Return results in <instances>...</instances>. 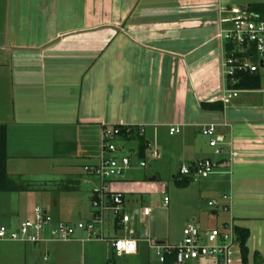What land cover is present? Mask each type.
I'll return each instance as SVG.
<instances>
[{
    "label": "crops",
    "instance_id": "1",
    "mask_svg": "<svg viewBox=\"0 0 264 264\" xmlns=\"http://www.w3.org/2000/svg\"><path fill=\"white\" fill-rule=\"evenodd\" d=\"M263 2L0 0V123L7 125V170L19 186L3 192L26 191L23 178L49 173L51 188H38L42 207L56 221L77 222L71 216L74 209L90 220L94 208L88 186L98 181L85 166L98 160L103 124L144 125L147 147L159 143L161 156L170 159L175 153L180 162L177 171H172L176 192L164 195L170 198L167 207L177 199L186 200L185 226L194 221L202 228L219 227L205 225L200 200L204 191L215 188L230 193L231 208L220 207L212 214L227 212L222 225L232 220L248 228L249 250L262 257L257 264H264V102L259 95L264 89L242 90L221 112L204 111L200 106L201 102L220 101L224 87L221 50L214 39L218 4L248 8ZM258 14L264 18V11ZM209 122L218 125L220 155L214 154L201 132ZM174 124L182 125L178 136L168 131V139L162 140L163 131ZM124 145L121 153L139 158L137 140L124 141ZM206 157L215 163L214 173L207 177L212 180L194 192L190 188L200 176L195 170L183 175L180 169ZM186 178L190 183L180 185L179 180ZM134 183L130 176L112 183L114 191L124 194L123 210L131 218L127 226L112 219L114 230L108 236L141 239L155 235L157 241L167 242L154 216L134 215V209L147 206H138L134 196H127L128 191L138 193ZM79 200L84 201L82 205ZM27 213L32 215L33 209ZM2 219L13 226L8 210L0 211V223ZM21 244H26L24 264H39L33 245H41ZM83 245L80 241L59 243L51 249L42 245L45 255L49 254L44 260L49 261L53 253L55 264H61L64 254L70 256ZM11 246L0 244V249H15ZM114 255L113 247L103 253L106 264H111Z\"/></svg>",
    "mask_w": 264,
    "mask_h": 264
},
{
    "label": "built area",
    "instance_id": "2",
    "mask_svg": "<svg viewBox=\"0 0 264 264\" xmlns=\"http://www.w3.org/2000/svg\"><path fill=\"white\" fill-rule=\"evenodd\" d=\"M232 1V0H227ZM218 26L214 39L218 41L221 50V69L224 79L223 92L219 99L226 105L232 99L239 96L242 91L234 85L239 76L244 73L258 72L264 66V18L251 12L247 7L235 4L223 6L218 4ZM227 124V123H225ZM122 127L130 132L133 127L139 129L140 135L145 134V126L118 123L115 125L103 124L100 136L101 150L97 162L85 166V171L97 179L90 191V201L94 208L93 217L87 221L70 222L56 221L54 216L41 206H36L30 218L19 225L10 226L0 223V242L32 243L36 245H48L80 241H110L115 253L121 255L136 254L139 249V241H146L156 256L165 263L167 255L175 258V264H184L202 258L215 260L216 264H230V250L238 244L236 225L231 220L222 227L202 228L196 222H189L182 232V240L178 244L168 242L161 243L152 235H144L141 239L126 235L109 237L106 234L107 213L112 212L114 223L127 226L130 215L123 210L124 194L114 191V180L125 178L126 171L132 167L133 157L129 153H121L125 148L121 138ZM216 123H207L202 126L201 132L209 140V146L213 148L215 155H220L223 149L219 143V133ZM182 125H170L171 135L180 133ZM149 147H152L149 145ZM137 153V152H136ZM235 154V153H234ZM137 156V155H136ZM161 156L157 146L151 152L152 159ZM140 166H146L145 159L138 158ZM196 171V175L207 178L215 171V163L212 158L206 157L196 161L194 165H182L180 172L190 175ZM225 208L230 209L232 196L226 193L220 199L214 198L208 201L211 207L221 203H227ZM170 198L164 196L161 201L163 207H167ZM134 215L138 217H150L153 208L143 206L134 209ZM118 221V222H117ZM84 235L79 236V232ZM49 254L45 255V259Z\"/></svg>",
    "mask_w": 264,
    "mask_h": 264
},
{
    "label": "rangeland",
    "instance_id": "3",
    "mask_svg": "<svg viewBox=\"0 0 264 264\" xmlns=\"http://www.w3.org/2000/svg\"><path fill=\"white\" fill-rule=\"evenodd\" d=\"M217 45V43H215ZM260 74L262 75V89H264V67H261L259 70ZM260 98L264 102V91L260 92ZM210 123V122H209ZM169 128L166 131H163V137L168 139ZM178 134H176V137ZM162 145L158 143V149L162 150ZM154 149V145L152 147L146 148L145 154V161L147 163L146 166L139 165V159H134V166L126 171L125 177H131L132 181L136 182L134 192L128 191L127 196L136 198V204L138 206L147 205L153 208L152 216L156 219L157 227L160 230V235L166 234L167 235V242L171 244H178L182 240V232L185 224L186 214L188 212L189 203L186 200L177 199L174 206L171 204L170 207H162L160 205V201L163 200L164 195L167 194H175V185L176 179L173 177L172 171H177L179 167V161L177 155L172 153V158L166 157L162 154L159 159H152L151 152ZM126 152H129L128 146L126 145ZM161 152V151H160ZM130 154V153H129ZM134 157V156H132ZM59 168V167H58ZM56 170H59V169ZM37 174V173H36ZM51 175L49 173H39L37 175H27L29 179L23 178L21 184H27L28 190L26 191H15V192H0V211H9L12 213V221L11 225L16 226L19 225L22 221L30 218L32 215L28 214L27 211L33 209L40 205L43 206V199L41 196V190L38 188L48 185V188H51ZM37 176V177H36ZM156 178V179H155ZM181 179L180 175L177 177ZM34 180V181H33ZM212 178H203L200 177L197 179V182L193 183L192 189L196 192L197 186L201 184H206L210 182ZM124 182V181H123ZM89 189L93 187V185L88 186ZM195 188V189H194ZM85 189V190H84ZM217 189V190H216ZM82 193H85L86 187L82 186ZM81 190V191H82ZM190 190V191H192ZM215 191H204L202 194L201 209H202V216L205 222V225L214 227L219 226L222 227V221L228 218L227 212H222L223 214H219L218 216L212 214V210L218 209L221 207L224 208L227 203H221L218 206L211 207L208 205L209 198H217L220 199L222 197V190L219 188H215ZM178 191V190H177ZM227 195H231L230 193H226ZM204 198V199H203ZM84 202V201H83ZM79 200V203H82ZM92 205V204H91ZM223 205V206H222ZM174 209L173 211L171 209ZM71 216L78 220L87 219L85 217H81L79 213L74 209L72 210ZM109 221L106 223V234L108 235V231L112 232L114 230V223H113V213H107ZM3 224L9 223V220L2 219ZM8 225V224H7ZM149 223H145V227H148ZM222 225V226H221ZM123 229H119L118 232H123ZM162 230V231H161ZM79 236L84 235V232H79ZM113 234V233H112ZM124 234V233H123ZM153 238L157 240V237L154 235ZM97 247L90 248L93 243H98ZM88 241L84 243V247L80 249L74 250V252L68 255H63V259L66 260V256H68V260L64 261L61 259V264H106L107 260L103 256L108 250H111L112 243L110 241ZM63 243V242H62ZM0 244H9L12 245L11 247H15V249L8 248L7 250L0 249V264H24L23 257L25 252V245L21 244L20 242H13V243H4L0 242ZM36 245V244H35ZM54 245H59V243H51L48 244V247L51 249ZM80 245H82L80 243ZM36 252V258L39 260V264H55V254L52 253L50 256L49 261L44 260L45 255V246H34ZM249 248V247H248ZM102 254V255H101ZM264 254H262L263 256ZM113 259L111 260V264H164L162 263L159 258L156 256L155 250L151 249L149 244L144 242H139V249L136 254L132 255H114L112 256ZM262 257L258 252L251 253L250 250L248 251L247 261L241 255L240 244H235L230 250V264H257ZM54 262V263H53ZM191 262V261H189ZM187 264H193L188 263ZM184 263V264H186ZM56 264H60L56 261ZM195 264H211V262L201 259L198 263Z\"/></svg>",
    "mask_w": 264,
    "mask_h": 264
},
{
    "label": "trees",
    "instance_id": "4",
    "mask_svg": "<svg viewBox=\"0 0 264 264\" xmlns=\"http://www.w3.org/2000/svg\"><path fill=\"white\" fill-rule=\"evenodd\" d=\"M248 9L253 13H261L264 11V2L252 4ZM234 87L245 90V89H261L262 88V75L260 72L254 73H244L239 76L238 82ZM201 108L204 111H217L221 112L224 110V103L222 101L216 102H201ZM121 138L125 141L137 140L138 141V156L144 159L146 154L147 142L144 135H140L139 129L133 127L130 132L126 131L125 127H122ZM8 152H7V125L0 123V192L3 191H13L19 189V186L11 179L8 170ZM191 179L186 178L184 180H179V184L182 186H187ZM118 222V221H117ZM236 233L238 237V243L240 244L241 255L245 261H247L248 255V239L250 237V231L246 227L236 226ZM164 264H175V258L172 255H167Z\"/></svg>",
    "mask_w": 264,
    "mask_h": 264
},
{
    "label": "water",
    "instance_id": "5",
    "mask_svg": "<svg viewBox=\"0 0 264 264\" xmlns=\"http://www.w3.org/2000/svg\"><path fill=\"white\" fill-rule=\"evenodd\" d=\"M262 67H264V66H262Z\"/></svg>",
    "mask_w": 264,
    "mask_h": 264
}]
</instances>
